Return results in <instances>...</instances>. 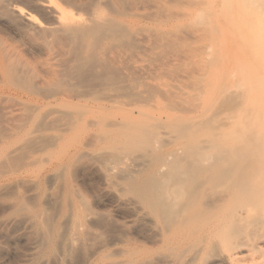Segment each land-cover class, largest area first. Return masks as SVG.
Wrapping results in <instances>:
<instances>
[{
	"label": "rangeland",
	"instance_id": "rangeland-1",
	"mask_svg": "<svg viewBox=\"0 0 264 264\" xmlns=\"http://www.w3.org/2000/svg\"><path fill=\"white\" fill-rule=\"evenodd\" d=\"M119 1L130 57L119 72L125 78L117 73L107 83H121V89L117 83L113 88L117 97L98 98L99 107L86 108L83 98L63 101L44 83L30 94L0 80V264H103L126 260L125 250L132 252L131 264H142L154 248L148 218L146 227L142 213L122 203L131 198L119 193L124 172L145 174L153 155L178 150L188 140L227 150L236 146L245 156L264 158V0ZM15 4L35 11L29 0ZM0 40L28 67H44L46 57L1 19ZM127 66L136 67L129 69L133 74ZM145 67L149 75L141 71ZM101 80L85 85L109 81ZM231 101L240 104L233 107ZM82 155L84 166L71 175ZM126 238L133 240L130 248Z\"/></svg>",
	"mask_w": 264,
	"mask_h": 264
},
{
	"label": "bare ground",
	"instance_id": "bare-ground-1",
	"mask_svg": "<svg viewBox=\"0 0 264 264\" xmlns=\"http://www.w3.org/2000/svg\"><path fill=\"white\" fill-rule=\"evenodd\" d=\"M120 2L119 0H93L82 5L72 0H64L62 4L55 0H29V4H32L35 11L42 16L40 19L35 11L27 12L28 10L25 11L21 8L22 6H17L15 0H0V19L4 21L6 27L16 36L25 38L30 47L38 49L46 57L44 67L38 72L22 62L18 54L4 46L0 40L1 82L7 83L16 92L25 91L30 94L39 92V85L44 83L52 94L60 96L63 101L67 102L74 97L83 98L86 108L99 107L98 98L117 97L115 90L119 86L118 83H121L116 81L115 84L113 83L114 87L112 85L109 87L107 83L112 84V80L122 70V65L126 63L128 56L126 48L128 43L125 39L123 40L125 24L123 20H119L124 15ZM81 12H84L85 17L80 14ZM257 17L256 15L255 18ZM123 66L126 68L125 65ZM127 67L126 71L130 68L136 70L135 66ZM131 70L129 71L132 72ZM141 71L149 75L146 67ZM120 75L125 78L122 74ZM90 79L109 81L104 82L103 87L93 86V84L88 87L85 84ZM118 88L121 89L120 86ZM124 90H121L122 94L126 93ZM226 97L229 99L228 96ZM234 103L230 104L233 107L240 104L236 102V105H233ZM227 105L228 108L229 105ZM77 124L78 122H74L72 126ZM176 139L175 137L174 140ZM160 141L162 143L159 144V141H156L157 144L166 148L164 141ZM203 143L188 140L178 150L156 153L151 157L149 169L145 174L132 176L124 172L122 178L124 184L119 193L128 194L131 198L121 202L132 205V211H140L142 217L139 220L141 222L144 220L143 224L145 223L146 227L145 219L148 218V230L150 229L148 238L151 241V247L154 248L147 253L142 264H264V158L245 156L246 152L236 146L227 150L220 146ZM88 145L91 144L88 143ZM128 146L135 147L136 144L129 143ZM162 150L166 151L164 148ZM111 156L110 154L109 159ZM84 157L86 156H80L73 163L71 175L77 171L78 167L84 166L82 163ZM101 159L106 160V157ZM94 163L97 164L95 161ZM100 167L105 173L112 172L110 166L107 169L108 167L103 163ZM100 171L98 170L99 173ZM103 177L109 181L111 179L109 174H104ZM83 195L82 198L86 199ZM79 200L82 207L88 211L87 203L85 204L80 198ZM132 214H130L131 218H133ZM76 217H79V214ZM140 221H135L134 225H141ZM125 234H122L123 238ZM125 242L129 247L133 240L126 238ZM135 243L137 244V241ZM123 253L127 255L126 260L103 264L134 263L131 251L125 250Z\"/></svg>",
	"mask_w": 264,
	"mask_h": 264
}]
</instances>
